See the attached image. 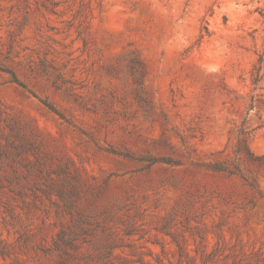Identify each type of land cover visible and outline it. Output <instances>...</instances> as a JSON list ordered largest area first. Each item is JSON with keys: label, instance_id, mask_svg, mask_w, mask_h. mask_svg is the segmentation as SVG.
<instances>
[{"label": "rangeland", "instance_id": "rangeland-1", "mask_svg": "<svg viewBox=\"0 0 264 264\" xmlns=\"http://www.w3.org/2000/svg\"><path fill=\"white\" fill-rule=\"evenodd\" d=\"M0 264H264V0H0Z\"/></svg>", "mask_w": 264, "mask_h": 264}]
</instances>
